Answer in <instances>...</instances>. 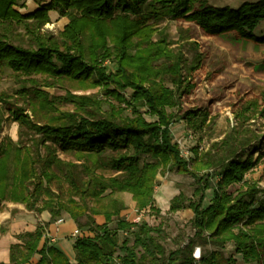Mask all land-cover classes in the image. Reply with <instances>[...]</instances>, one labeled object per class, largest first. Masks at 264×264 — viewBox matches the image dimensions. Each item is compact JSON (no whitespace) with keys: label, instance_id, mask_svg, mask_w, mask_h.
<instances>
[{"label":"trees","instance_id":"16d2710c","mask_svg":"<svg viewBox=\"0 0 264 264\" xmlns=\"http://www.w3.org/2000/svg\"><path fill=\"white\" fill-rule=\"evenodd\" d=\"M21 1L0 0V70L9 68L35 86L41 83L33 75L44 76L45 86L64 81L84 89L100 86L125 106L112 104L110 111H102L104 102L95 96L68 91L51 97L36 87H22L18 97L0 93L10 121L35 135L26 141L10 136L0 141V202L22 203L51 215L49 223L17 235L21 242L11 245L10 262L0 264H238L226 253L229 244L245 263L264 264V189L246 179L264 156V130L254 124L264 121V91L235 111L237 125L223 139L201 153L195 147L187 159L172 135L177 114L169 110L196 87L194 74L203 65L204 53L192 42L194 54L188 58L182 48L171 46L165 33L152 39L157 24L169 18L193 21L208 34L235 32L264 44V36L255 32L264 21V0L238 8L213 6L207 0H50L29 13L17 9L25 6ZM51 11L69 20L58 38L42 32ZM18 25L24 26L34 47L11 41ZM107 59L118 69L108 71L103 66ZM127 89L132 90L130 99L123 96ZM66 103L74 110H63ZM183 119L195 133L212 122L209 111L198 108L187 109ZM3 121L2 115L0 129ZM60 152L73 153L78 161L65 160ZM171 169L192 176L197 187L192 197L179 192L170 200V213L192 210L194 233L168 251L161 225L124 218L127 205L117 194H132L138 211L160 212L158 175ZM211 169L219 175L216 185L206 173ZM232 185H239L236 192L228 190ZM64 213L93 233L75 240V263L45 235ZM97 215L104 216V223L97 222ZM121 231L133 234V245L128 238L121 241ZM196 247H201L199 260Z\"/></svg>","mask_w":264,"mask_h":264},{"label":"rangeland","instance_id":"374dc122","mask_svg":"<svg viewBox=\"0 0 264 264\" xmlns=\"http://www.w3.org/2000/svg\"><path fill=\"white\" fill-rule=\"evenodd\" d=\"M50 0H22L20 5L25 4L24 7L17 6L22 13H29L36 10L40 4L47 3ZM209 4L217 7L230 6L238 8L241 4L247 1L256 0H207ZM51 21L47 23L42 32L53 37L58 38L64 26L68 23V18L62 16L58 11H51ZM159 31H157L153 40L157 41L161 37V33H165L168 40L171 42L173 48H182L188 58H192L193 50L190 44L192 42L199 43L200 50L204 53V61L202 67L194 74V82L196 87L191 94L182 97L179 107L170 109L169 111L177 114L172 123L171 130L173 138L178 142L182 155L189 159L194 156V149L198 147L199 152L208 150L216 141L223 139L232 127L237 125L235 118V111L240 108L241 104L250 99H254L264 91V44H258L250 40L241 38L235 32H228L220 35H212L206 33L195 22L185 19H169L165 18L157 24ZM11 41L18 45L33 46V42L28 37V34L23 25L14 26L12 29ZM258 36H264V21L256 28ZM88 44V41H86ZM108 61V62H107ZM107 62V63H105ZM103 66L109 68L108 71L114 72L118 69L115 61L107 59ZM26 76H17L9 68L0 70V93L6 92L11 96L18 97V91L22 87L29 89L40 88L50 94L51 97L65 96L68 91L80 95H91L97 99L102 100V111H110L111 105L116 107L125 106L124 103H119L112 96L106 94L104 89L100 86L82 88L77 84L69 81H64L57 86H45L46 81L44 76L33 75L32 78L39 79L41 85L35 84L27 79ZM171 86V84H169ZM132 90L127 89L123 92V96L127 99L131 98ZM22 104V103H20ZM63 110H74V105L71 103L63 104ZM198 108L206 109L212 117L210 127L205 128L201 133H195L189 130L186 122L183 119V114L187 109ZM143 112L146 108L141 109ZM27 113L31 114L30 110ZM130 109L126 111V115H130ZM4 118L2 128L0 129V141L6 136H10L17 141L22 139L24 141L35 136L34 133L27 127H21L18 122H12L8 118V112L4 110L2 101L0 100V117ZM147 119L154 120L149 115H145ZM256 127L264 130V121L254 120ZM192 133L193 138L189 137ZM202 147V150L200 148ZM259 152L255 153V157ZM60 157L65 160L78 161L77 156L73 153H59ZM96 158V157H95ZM94 158V159H95ZM93 159V160H94ZM203 171L202 173H205ZM210 173L211 183L216 185L219 181L214 169L207 171ZM109 174V172H106ZM246 179L257 181L262 189H264V156L261 162L251 170ZM197 184L194 178L187 174H181L176 169H171L163 174L158 175V182L155 189L156 210L145 209L138 211L134 207L132 194L124 192L117 194V197L123 199L127 205V209L122 211V216L129 221H137L140 217L141 222L146 221L150 225H161L165 235L162 237V242L168 251L175 250L179 245L188 242L189 237L194 233L191 225L193 212L190 209L180 210L176 213L169 212L170 200L179 192H184L187 196L192 197ZM239 185H232L228 188L230 192H236ZM204 205L211 203L213 191L208 190ZM32 212L40 215L34 210H29L22 203H14L11 201L0 202V228L7 230L8 222L11 219L5 218V214L9 211L12 217L20 211ZM62 217L70 218L67 213ZM58 220V219H57ZM56 220V221H57ZM98 223H104L105 218L102 215H97ZM56 221H54L56 223ZM83 223L86 218L81 220ZM140 221V220H139ZM77 224V228L82 231V236L93 235L88 227H81ZM111 227H115L113 222ZM46 231H49L47 229ZM59 232V228L57 229ZM3 233L0 232V236ZM120 239H129V244L133 245L134 236L131 232H120ZM71 237L72 234H71ZM75 238V237H73ZM77 239V238H75ZM50 242H55L49 239ZM227 254H233L238 259V264H257L245 263L240 254H236L234 246L229 244L226 247Z\"/></svg>","mask_w":264,"mask_h":264},{"label":"crops","instance_id":"0c3cea01","mask_svg":"<svg viewBox=\"0 0 264 264\" xmlns=\"http://www.w3.org/2000/svg\"><path fill=\"white\" fill-rule=\"evenodd\" d=\"M170 205V203H169ZM7 212L5 218L11 219L8 223V228L5 233L0 236V261L4 263L10 262V248L14 243H20L16 236L26 232L35 231L40 223H49L51 221V215L48 211L42 212L40 215L34 214L31 211L25 212L20 209L14 217ZM78 227L76 222L72 218H66L65 222L56 225L55 222H51L47 229L53 237L55 242H51L58 249L70 259L71 263L76 262V252L74 250L75 238L71 237L73 230ZM59 228V232L57 229ZM38 260V256L34 257L32 263ZM30 264V263H28Z\"/></svg>","mask_w":264,"mask_h":264},{"label":"built area","instance_id":"2783aa9c","mask_svg":"<svg viewBox=\"0 0 264 264\" xmlns=\"http://www.w3.org/2000/svg\"><path fill=\"white\" fill-rule=\"evenodd\" d=\"M108 62V61H107ZM105 62V63H107ZM190 138H193L192 133L189 134ZM200 150H202V147L200 148ZM140 220V221H139ZM65 219L63 217L58 218V220L56 221V225L60 224V223H64ZM136 223H140L141 219L140 217H138L137 221H133ZM46 237H48L49 239L55 241V237L52 236V234L50 233V231H46ZM72 236L75 238H79L82 237V231L79 228H75L72 232ZM194 257L196 258V260H199L201 258V247H196L195 251H194Z\"/></svg>","mask_w":264,"mask_h":264}]
</instances>
